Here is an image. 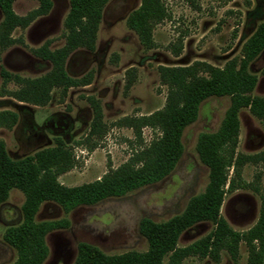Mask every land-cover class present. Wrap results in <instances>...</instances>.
Wrapping results in <instances>:
<instances>
[{
    "label": "rangeland",
    "instance_id": "374dc122",
    "mask_svg": "<svg viewBox=\"0 0 264 264\" xmlns=\"http://www.w3.org/2000/svg\"><path fill=\"white\" fill-rule=\"evenodd\" d=\"M50 1L52 7L46 15L36 18L25 29L13 31L15 43L0 49V70L22 79L40 77L50 70V64L35 57L32 51L46 41L50 42L51 50L62 46L69 0ZM162 3L168 18L154 26L152 46L146 48L126 25L127 17L139 7L140 0H109L102 10L94 50L78 49L66 62L70 77L91 73V84L70 88L65 95L54 89L45 106L15 100L11 94L20 85L13 80L4 82L0 75V112L11 111L18 116L11 129L0 128V141L12 160L51 149L59 139L70 150L73 167L60 174L57 181L65 187H77L99 180L159 136L157 128L144 127L137 137L122 124L125 118L148 116L163 108L167 87L160 80L159 67H185L201 62L223 68L231 60L239 61L244 43L264 21V0H162ZM37 7L35 0H16L12 5L18 16ZM263 68L264 50L248 67L257 78L253 96L264 97ZM88 98L98 103L105 126V134L89 142L86 137L93 114ZM229 104L228 97L209 98L201 104L196 120L182 133L181 158L161 181L122 197L78 206L67 213L53 202H43L35 221L65 219L69 223L68 228L47 234L49 252L43 264H73L80 242L94 245L107 255L145 252L148 245L139 233L140 220L145 217L164 222L181 213L191 197L204 191L208 169L198 158L197 139L201 133L219 128ZM54 120H63L65 125L50 124ZM238 120L236 153L247 156L260 153L264 149L260 121L245 108L238 112ZM240 174L241 185L225 194L220 216L232 231L244 233L256 223L264 199V162L246 163ZM228 176H233L232 169ZM23 202V194L12 189L0 205V264L16 260L15 250L3 237L8 228L20 225ZM213 229L208 222L196 224L180 235L177 246L186 247ZM247 258L248 249L241 242L236 260L222 249L218 261L187 257L182 264H247ZM167 261L165 256L162 264Z\"/></svg>",
    "mask_w": 264,
    "mask_h": 264
},
{
    "label": "trees",
    "instance_id": "16d2710c",
    "mask_svg": "<svg viewBox=\"0 0 264 264\" xmlns=\"http://www.w3.org/2000/svg\"><path fill=\"white\" fill-rule=\"evenodd\" d=\"M15 1L0 0V49L15 43L12 37L14 30L25 29L36 18L46 15L52 7L50 0H35L38 3L36 9L18 16L12 9ZM108 1L69 0L63 22L62 46L51 50L50 42L46 41L32 51L35 57L50 64V70L33 79H22L0 70L4 82L13 80L20 85L11 97L33 106H45L54 89H60L65 95L70 88L90 85L91 73L72 78L66 71V62L78 49L94 50L102 10ZM166 18L168 13L162 0H140L139 7L127 17L126 25L143 46L150 48L154 26ZM263 50L264 21L244 43L239 61L231 60L223 68L201 62L185 67H159L160 80L167 87L163 108L148 116L122 120V124L131 128L137 137L141 136L144 127L157 128L159 136L146 148L136 152L128 162L94 182L65 187L57 181L60 174L73 167L72 154L59 139L53 148L20 160H12L0 141V205L12 189L19 190L24 196L20 225L8 228L3 237L16 252V260L11 264H43L49 252L45 240L47 234L68 228L69 223L65 219L35 221L43 202H53L67 213L78 206L122 197L168 176L182 156L181 137L184 129L196 120L201 104L213 97H228L230 104L219 128L215 132L201 133L197 139L198 158L208 169V183L204 191L191 197L181 213L164 222H154L145 217L140 220L139 233L148 245L145 252L107 255L94 245L80 242L76 246L73 264H162L165 256H168L167 264H182L187 257H210L218 261V253L222 249L236 260L241 242L248 249L247 264H264V199L256 223L244 233L232 231L220 216L225 194L241 185V168L246 163L264 162V149L252 156L236 153L238 112L241 109H248L260 121L264 132V97L251 94L257 78L248 71L249 64ZM261 74L264 75V68ZM87 100L93 114L86 137L89 142L101 138L105 134V126L98 103L93 98ZM17 119L16 113L1 111L0 128L11 129ZM230 169L233 174L231 178L228 176ZM202 222L213 224V231L186 247H178L180 235Z\"/></svg>",
    "mask_w": 264,
    "mask_h": 264
},
{
    "label": "flooded vegetation",
    "instance_id": "af4514ba",
    "mask_svg": "<svg viewBox=\"0 0 264 264\" xmlns=\"http://www.w3.org/2000/svg\"><path fill=\"white\" fill-rule=\"evenodd\" d=\"M49 122V121H48ZM50 124H56V125H58V126H64L65 125V121H63V120H54V121H52ZM53 128H56V126H53V125H51ZM58 128H60V130H62V128L61 127H58Z\"/></svg>",
    "mask_w": 264,
    "mask_h": 264
}]
</instances>
